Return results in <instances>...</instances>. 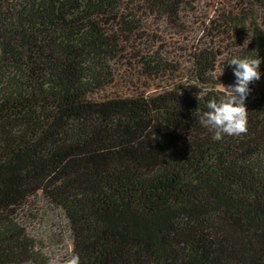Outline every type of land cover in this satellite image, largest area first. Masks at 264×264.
Wrapping results in <instances>:
<instances>
[{
  "label": "trees",
  "instance_id": "trees-1",
  "mask_svg": "<svg viewBox=\"0 0 264 264\" xmlns=\"http://www.w3.org/2000/svg\"><path fill=\"white\" fill-rule=\"evenodd\" d=\"M258 56L214 140L195 111ZM38 194L80 264H264V0H0V264L35 262Z\"/></svg>",
  "mask_w": 264,
  "mask_h": 264
},
{
  "label": "clouds",
  "instance_id": "clouds-1",
  "mask_svg": "<svg viewBox=\"0 0 264 264\" xmlns=\"http://www.w3.org/2000/svg\"><path fill=\"white\" fill-rule=\"evenodd\" d=\"M228 63L235 66V85L225 87L222 84L223 88L227 89L226 93L219 99L211 98L207 103V111H201L200 108L195 111L200 124L214 132L212 138L217 141L221 140L225 134L239 136L247 133L248 110L245 102L251 92L249 85L261 77L259 56L233 57ZM202 92L198 96L199 100ZM50 264L55 262L50 261ZM61 264H80V256L71 254L64 258Z\"/></svg>",
  "mask_w": 264,
  "mask_h": 264
},
{
  "label": "rangeland",
  "instance_id": "rangeland-1",
  "mask_svg": "<svg viewBox=\"0 0 264 264\" xmlns=\"http://www.w3.org/2000/svg\"><path fill=\"white\" fill-rule=\"evenodd\" d=\"M14 221L31 238L35 262L27 264H61L71 255L73 234L65 213L52 205L43 195L31 198L15 214Z\"/></svg>",
  "mask_w": 264,
  "mask_h": 264
}]
</instances>
